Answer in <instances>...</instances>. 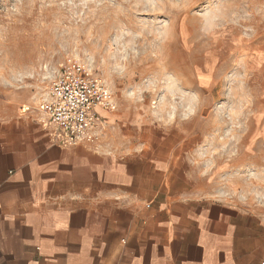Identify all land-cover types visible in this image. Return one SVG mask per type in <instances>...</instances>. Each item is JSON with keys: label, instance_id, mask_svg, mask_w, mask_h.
Returning <instances> with one entry per match:
<instances>
[{"label": "rangeland", "instance_id": "1", "mask_svg": "<svg viewBox=\"0 0 264 264\" xmlns=\"http://www.w3.org/2000/svg\"><path fill=\"white\" fill-rule=\"evenodd\" d=\"M253 41L264 46V0H0V119L80 63L122 131L196 134L214 195L264 208V68L240 56Z\"/></svg>", "mask_w": 264, "mask_h": 264}, {"label": "crops", "instance_id": "2", "mask_svg": "<svg viewBox=\"0 0 264 264\" xmlns=\"http://www.w3.org/2000/svg\"><path fill=\"white\" fill-rule=\"evenodd\" d=\"M246 44L264 68V46ZM101 116L90 145L56 140L38 113L0 119V264L264 262V208L214 195L196 134Z\"/></svg>", "mask_w": 264, "mask_h": 264}, {"label": "built area", "instance_id": "3", "mask_svg": "<svg viewBox=\"0 0 264 264\" xmlns=\"http://www.w3.org/2000/svg\"><path fill=\"white\" fill-rule=\"evenodd\" d=\"M116 109L111 91L100 78L80 63L67 62L58 68L44 96L20 111L43 116L52 136L63 144L90 145L103 127L101 112Z\"/></svg>", "mask_w": 264, "mask_h": 264}]
</instances>
